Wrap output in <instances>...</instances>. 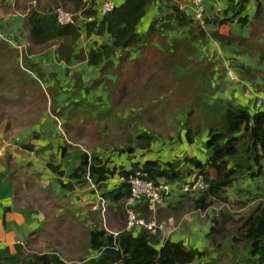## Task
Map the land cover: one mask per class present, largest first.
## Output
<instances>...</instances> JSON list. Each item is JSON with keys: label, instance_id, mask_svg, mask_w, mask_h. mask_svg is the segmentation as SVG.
Returning a JSON list of instances; mask_svg holds the SVG:
<instances>
[{"label": "trees", "instance_id": "1", "mask_svg": "<svg viewBox=\"0 0 264 264\" xmlns=\"http://www.w3.org/2000/svg\"><path fill=\"white\" fill-rule=\"evenodd\" d=\"M153 1L125 0L103 15L100 21L85 20L87 32L95 31L100 36L108 34L112 39L109 45L102 43L90 48L86 59L87 64L98 68V77L92 82L90 88L95 89L102 84L111 106L105 111L96 109L94 117L85 116V118L90 119L96 127L105 128L107 124H114V126L127 129L124 139L127 138L129 142L134 141L133 145L129 143L127 147L125 146V152L128 154L133 153L136 148L148 149L157 134L163 135V133L171 132L179 138L181 130H184L186 141L192 143L195 137L201 136L206 130L207 139L204 146L209 155L205 163L196 157L185 156L182 159L164 163L158 160H145L141 164L133 163L128 170L120 166L118 175L123 180L120 189L115 193H109L107 197L116 201L119 209L122 207L121 219L124 224L122 230L114 236L104 229H91L87 236L89 252L75 259L74 262L62 258L57 250L51 249L43 252H24L16 260L17 264H195L206 254L210 255V258H216L220 250L216 248L222 247V245H217L216 236L221 235L231 225L234 226L232 240L227 245H229L228 249L235 251L234 254L238 258L233 264H264L263 194L238 189L243 195L242 198L249 201V205L251 204L246 214L234 217L227 208L223 209L229 201L226 191L234 182L241 178L259 177L263 173L264 107L261 106L264 105V100L259 108H254L252 111L229 100L215 99L210 102L217 88L213 86L211 92V65L204 61L197 62L194 59H187L191 50L195 48L192 42L197 38L205 39L206 36L202 28L198 25L194 26L193 23L197 24L194 12L192 17H189L174 5L171 7L170 14L152 20L146 33L139 35L136 32V25L144 16L147 6ZM227 1L229 6L222 11V14L225 16L231 11L232 16L222 19L217 17L207 19L205 16L206 23L212 22L218 25L236 18L240 26L248 27V30H250L249 26L255 23L257 27L264 26L263 0H255L252 22L244 14L245 5L250 0ZM58 4L63 5L65 10L72 13L81 11L82 16L87 19L97 15V9H95L97 0H48L42 9L22 8L23 26L28 32L30 42L37 46L55 43L57 45L54 51L56 60L68 64L72 58L80 57L75 54L80 27L77 20L67 25L58 23L55 10H53L59 6ZM68 5L69 7L65 8ZM204 6L206 10L205 3ZM171 22L180 27H188L189 37L174 39L170 44L166 43L161 36L173 28ZM155 36L159 37V46L150 45ZM211 36L221 46L233 44L238 49L237 54L239 55L251 54L249 48L257 47L259 44L254 41L250 31L245 37L242 35L225 36L217 31H213ZM130 49H137L140 59L126 64ZM118 50H127V52L124 57L118 58L115 65L111 58ZM3 52L10 54L5 58ZM28 53L27 50L19 55L14 54L5 41H0V61L7 65V68L3 70L4 84L0 82V89L5 91V98L10 106L18 104L24 106L28 103L30 105L27 107L33 109V101L35 100L38 105H43L46 96L41 93L39 83L44 74L40 68L29 62ZM261 58V56L257 57L258 63L262 60ZM240 69L246 80H255L258 75H264L260 73L264 71V68L241 65ZM108 73L114 75L113 81L109 84L107 82ZM50 90L54 95L53 91L56 88H50ZM88 90L87 88L86 91ZM19 91L26 93L27 97L21 96ZM71 103L72 105L68 107L58 109V112L54 106L51 108L43 106L40 110L56 116L64 115L70 121V116L76 115L79 110L77 102L71 101ZM116 105L121 106V109L126 105V108L132 107L135 111L134 117L116 118V112L119 110L116 109ZM81 109L87 114L91 113L88 107L82 106ZM112 110L115 111V116L111 119L109 111ZM39 114L40 111H38L37 118L28 123L36 122ZM179 116L182 117L180 120ZM133 120L135 121L131 122ZM146 121L153 124V130L150 128L151 131L143 129L137 133L133 132L135 134L133 137L129 134L131 125L134 127L133 131L139 124L143 122L145 124ZM10 125L9 120L3 121L0 131H8ZM22 126H26V123H22ZM79 156L80 163L70 172L68 179L73 176L83 178L86 176L99 185L104 184L105 180L116 172L114 166H108V160L103 161L96 153L91 154L87 150L80 149ZM0 162V166L4 164L6 167L5 170L0 171V183L2 180L14 182V184L20 181L16 176V164L8 152L0 158ZM182 163H188L196 169V173L203 174L207 187L202 194L192 199L193 207L184 202L183 197L187 193H183L180 200L168 205L171 210L178 211L182 215L193 210L204 211L214 201L223 205L217 213L212 209L210 226L205 236L209 243V250L188 249L181 241L170 239L161 241V233L152 235L142 228L136 232L125 229L127 217L124 205L129 196L126 181L128 174L141 166L147 178L153 182L158 180L179 182L186 172L181 168ZM48 167L58 177L63 176L64 171L58 164L53 161L48 162ZM59 181L62 183L61 180ZM62 185L65 186L63 183ZM239 204V206H246L244 205L246 203ZM144 208L147 210V206ZM134 210L136 211L135 208ZM237 244L242 246L241 250H237Z\"/></svg>", "mask_w": 264, "mask_h": 264}, {"label": "crops", "instance_id": "2", "mask_svg": "<svg viewBox=\"0 0 264 264\" xmlns=\"http://www.w3.org/2000/svg\"><path fill=\"white\" fill-rule=\"evenodd\" d=\"M0 1L3 5H8L9 8L6 13H3V10L6 7H2V5H0V20L2 19L3 21V25L1 24L2 27L5 26L6 18L19 19L18 22H14L11 26H16V29H13L17 32L15 37L17 41L21 40L20 35L22 32L25 36L23 39L26 41L28 32L23 26V10L19 11L15 9V0ZM111 1L115 6H118L125 0ZM253 1L255 0H250L249 3L245 5L246 11L244 14L247 15L249 20L251 12L253 13V17L256 6V1L254 2L255 6ZM204 3L206 5L207 19H213L214 17L222 19L223 17L232 16L231 11H229L225 16L222 14V11L229 6L227 0H204ZM249 4H253L254 7H249ZM174 5L179 7V9L187 16L192 17L194 5L191 0H154L149 6H147L144 16L136 25V32L139 35L145 34L150 22L154 19H160L166 14H170L172 11L171 7ZM97 15L98 17H101L100 14ZM79 21H81L79 23L80 36L75 45V54L80 57L72 58L68 64L56 60L54 51L57 45L55 43L46 45L47 47L51 46V50L46 55L42 53H34L30 46L42 49L46 46H37L32 44L28 36V41L30 43H28V45L30 46L27 47L28 49H26V51H29L27 54L29 62L41 69L44 77L48 80L47 86L49 88H56V90L53 91L55 94L50 95L49 100L45 101V107L51 108L54 106L57 112L61 107L64 108L72 105L71 101L77 102L78 104L81 102L86 104L98 103L85 98L86 93L93 90L90 88V85L98 77V68L87 64V54L89 49L92 47H96L102 43L108 45L111 44L112 39L108 34L100 36L96 34L95 31L87 32L85 28L86 21L84 19ZM96 21H99V19ZM171 24L173 25V28L179 27L184 29L185 33L180 37L177 36L169 39L166 36V32L171 29L167 30L161 36L164 38L163 40L166 41V43L170 44L174 39L189 37V33L187 32L188 27H180L175 25L173 22H171ZM193 24L194 26H197V24ZM17 28H19V30ZM245 28L246 27L240 26L236 18L230 19L227 22L218 25L213 24L212 22L206 23V26L202 28L206 34L205 39L201 40L197 38L192 42V45L195 48L191 50V54L187 56V59H194L197 62L204 61L207 62L208 65H211V87L214 86L217 88L210 102L215 99L229 100L250 110L249 107H254L253 98L246 97L243 94L244 89H242V84L234 83L228 79L224 67L223 69H217V63H215V60L217 59V56H219L221 49L228 50L229 57L227 59V63L232 66L231 68L233 71L238 73L243 83L254 85L253 81H257L259 75L255 80L244 79V75L241 74L240 66L248 65L241 63L238 64L237 61H235V59H239L244 56L237 54L238 49L233 46V44L230 46H221L220 43L211 36L213 31H217V33L225 36L246 35V32H244ZM1 30L4 31L5 29ZM158 39L159 37L155 36L151 40L150 45L153 44L155 46H159L160 42ZM208 40L215 42L219 47L217 48V55H215L213 59L202 55V53H206V51H208L207 45L210 44ZM199 45L202 46L203 51H199ZM126 52L127 50H118V52L111 58V61L116 65L118 58L124 57ZM129 53L130 55L127 58L126 64L132 63L140 57L139 52L138 56H135V53L133 54L132 51ZM60 64H63V66L61 67ZM228 66L229 65H226V67ZM32 75L34 76V74ZM65 75H68V77L72 76L70 79L75 83L76 95L72 100H66L65 98L63 100L61 99V94L62 92H66V88L63 87L59 77ZM107 77L114 79V75L111 73H108ZM57 79L58 82H56ZM263 83L264 82H262V84ZM87 88L89 89L88 91H86ZM107 103L110 107L111 103H109L108 99ZM29 105L30 104L26 103L24 106L27 107ZM18 106L20 107L23 105L18 104ZM32 106L36 107L34 104H32ZM117 107L120 106L117 105ZM45 113L47 112H40L39 118L36 122H32L30 124L26 122V126H17L16 130L11 124L8 131L0 132L2 133L1 137L5 136L10 138V136H12L11 139L15 140L16 143L24 141V148H20L21 151H17L16 153L11 152V154L8 153L13 158L16 167H19L17 168V170L21 172L19 175L21 174L20 176L24 179L18 182L16 181V184L8 180H2L0 183L1 264H17L16 260L26 251V246L31 239H34L39 235H43L45 232L49 235L48 228L50 229V225H53V227L56 228L58 236H69L71 238V240L63 238V241L56 242V245L59 246L60 244H63L68 247L69 244L72 243L73 248L75 247V238L78 236V233L80 234V232H83L86 236H88V232L95 228L104 229L109 233H117L122 230L124 224L120 229L111 227L107 220L108 215L106 216L105 210L107 209L103 208L102 205L105 203L106 207L110 206V216L112 215V211H114V218L119 219L121 225V213L123 212L122 207L119 209L117 207L118 203L107 197L109 193H115L120 189V184L123 181L118 175L120 166L128 170L131 168L133 163L141 164L145 160H158L161 163H164L175 159H182L185 156L196 157L202 163H205V160L209 155V152L204 146V142L207 139V131L204 130L201 136L195 137L192 143H188L185 140L184 130H181L179 138L175 137V134L171 132L166 133V141H162L160 137H157L156 139L154 138L148 149L136 148L134 152L130 154L126 153L124 150H119L117 153L119 154L120 159H118L117 155L111 156L115 154L108 155L107 148H104L99 141L107 135L108 138H111L114 135H118L123 138L127 134V129L125 130L117 125L114 126V124H110L107 129L103 127H96L93 122L89 123L86 119H82L81 121L78 120L76 123L69 121V119L64 115H60L58 116L61 118L60 121L63 123L66 130L69 129V133H66V135L63 136L56 129L55 122L50 124L47 123L46 125L42 124ZM181 118L182 117L180 116L178 117L179 120ZM89 127H91L90 133H87ZM15 132H19L21 136L14 139L13 135ZM76 134H78L79 137H82V140L87 141L82 147L81 145L78 147H72V145L75 144L69 141L75 140ZM96 140H98L97 143L95 142ZM28 145L31 147L28 148ZM101 146L105 149L104 152H102L105 157L100 155L102 153L98 152V148ZM119 148H122V146L119 145ZM80 149L87 151L89 149L91 150L89 152L92 153V151H94L103 161L108 160V166L110 167L113 165L115 167V174L109 176L105 180L104 184L99 185L86 176L85 178L73 176L68 179L70 172L80 163ZM142 150H145V152H141ZM124 155L125 157L130 156L131 161L127 158H123ZM52 161L55 164H58L60 169L64 171L63 176L58 177L56 173H53L49 169L48 162ZM181 168L183 171H186L182 180H189L196 173V169L188 165V163H182ZM59 180H61L65 186H63ZM117 180L121 181L117 183ZM238 189L249 190L252 193H261L263 194L264 199V168L261 176L241 178L234 182L229 188L230 191L238 193V195L236 194L237 197L242 198L243 195L237 191ZM182 194L183 193L181 192L174 191L169 197H166L159 204L155 205L154 213L149 211L148 206L145 203H139L134 208L136 209L138 216L144 217L145 219L154 218L157 221H162L170 217L173 218V224L168 225L166 230L161 233V241L164 239L181 241L188 249L199 251L208 250L210 247L205 236L210 226V216H212L213 210L212 208H208L204 211L193 210L182 215L178 211H172L168 205L180 200V197L183 196ZM145 206H147V210L144 208ZM150 214H152V217L149 216ZM157 215L161 217V219H159ZM164 215H168L166 219L162 218ZM203 218L204 221L202 220ZM138 230L139 228L133 229V232ZM88 250L86 240V245L82 251L86 253ZM203 260L204 259H200L196 261L195 264L203 262Z\"/></svg>", "mask_w": 264, "mask_h": 264}, {"label": "rangeland", "instance_id": "3", "mask_svg": "<svg viewBox=\"0 0 264 264\" xmlns=\"http://www.w3.org/2000/svg\"><path fill=\"white\" fill-rule=\"evenodd\" d=\"M47 1L48 0H16L15 9L19 10V11L22 10V8H24V7H25V9H29L31 7L42 9L43 5ZM254 2L255 1H253V4H254ZM263 2H264V0H263ZM253 4L252 5L249 4L250 5L249 7H252ZM0 5H2V7H6L3 10V13H6L9 9L8 5H5V4L3 5L1 1H0ZM62 6L63 5H59L58 7L63 8L64 6L63 7ZM254 6H255V4H254ZM66 7H69V5L65 6V8ZM53 10L56 11L57 9L54 8ZM77 13H75V14H77ZM252 14L253 13L251 12V14H250L251 16H250V20H249L250 22L253 21L254 16L252 17ZM18 21H19V19L6 18L5 26L2 27L3 21H2V19L0 20V34L3 35L2 40L6 41L7 43L6 42L5 43L10 48H12L13 53H16L17 55H19L20 53L22 54V52L26 51V49H28L27 47L30 46V45H28V43H29L28 36L26 38L27 39L26 41L23 39V37H25L23 35V32L20 35L21 40L17 41V39L15 38L17 32L14 29H16V26H11V25H13L14 22H18ZM252 26H254V27H252ZM4 27H6V28H4ZM258 27H257V24L255 23V25L253 24V25L249 26L250 30H248V27H246L247 29L246 28L244 29V32H246V34H248V31L252 32L254 41L259 43L258 46L249 48V49H251V54L248 53L247 56L242 55L244 57L239 58V59H235V61H237L238 64H240V63L241 64H247L248 66H250L252 68L263 69L264 68V26L260 25ZM1 29H5L4 30L5 33ZM17 29L19 30V28H17ZM241 30H243V29H241ZM184 33H185L184 29L179 28V27H174L170 31L166 32V36L169 39H172V38H175L177 36L180 37ZM12 35H14V36H12ZM242 36L245 37V35H242ZM15 41H17V42H15ZM208 41L210 42V44L207 45L208 51H206V53H202V55L204 57H209V58L213 59L214 56L217 55V48H219V47H218V44H216L215 42L210 41V40H208ZM48 45H50V43ZM30 48L33 50L34 53H37V54L42 53L44 55H46L51 50V46H48V47L46 46L44 49L39 48V47H35V46H30ZM198 48H199V51H203V48L201 45H199ZM130 51H132L133 54L135 53V56H138V50L133 49ZM3 53H4L5 58H7L10 54L9 52H3ZM258 56L262 57L261 58L262 60H259V63H261V65H259V63H258V59H257ZM228 57H229L228 56V50H222L221 49L219 52V56H217V59L215 60V63H217L216 68L217 69H219V68L223 69V67H224V70H227V68L232 70V68H231L232 66L229 63H227ZM226 65H229V66L226 67ZM60 66L62 67L63 64H60ZM6 68H7V65L0 61V82H2L3 84H4L3 70H5ZM233 72L240 79V76L238 75V73L236 71H233ZM260 73H264V71H262ZM122 75H123V73H122ZM71 77H68V75L59 77V79L61 80V83L63 84V87L66 88V92H62V94H61L62 100L64 98L66 100L67 99L72 100L76 95L75 83L70 79ZM123 78L125 79V75H123ZM257 79H258L257 81L256 80L253 81L254 85H252V84L251 85L255 89V92H257L261 97H264V89H263L264 83L262 84V82H264V75L260 74ZM47 81L48 80L46 79V77H43L42 79H40L39 83H40V88L42 89L41 93L43 94V96L44 95L46 96V100H49V97H50V95H52V92H51L50 88L47 86ZM57 81H58V79H57ZM112 81H113L112 78H109V80H107L108 84ZM212 88H213V86L211 87V92H212ZM242 89H244V92H245L246 87L243 86ZM7 91H8V93H10L8 88H7ZM248 92H249V87L247 86V91L245 93H248ZM19 93L21 96L27 97L26 93H24L22 91H19ZM5 94H6L5 91H2L0 89V125L3 121L9 120L10 124H12V126H14L15 130L17 129V126L22 127V123H24V122L26 123V122H29L33 119H36L37 115H38V111L41 112L40 108L43 106H46V103H45L46 100H43V105H41V104L38 105L35 100L34 101L32 100L34 105L36 106L33 109H31L30 107H25V106L19 107L18 105L10 106L8 104V101L5 98L6 97ZM85 98L90 99L92 101H96L98 103L97 104H86L84 102L79 103L77 105V108L79 110L77 111L76 115L73 114L70 116V118H71L70 121H73V122L77 121V120L81 121L82 119H86L85 116L94 117V111L96 109L101 110V111H105L106 109L109 108L108 103H107L106 91L104 90V86L102 84L99 87L91 90L90 92H87ZM81 106L90 108L91 113L87 114L86 112H84L81 109L82 108ZM126 107H127V105H126ZM126 107H123L122 109H121V106L119 108L116 107L117 110L119 109L116 112L117 113L116 118L121 117V116L128 117V118L134 117V113H135L134 109L132 107H128V108H126ZM261 107H264V105H262ZM249 108L252 111L256 107L251 106ZM27 114L29 116H27ZM114 116H115V111L114 110L109 111V117H111V119H112ZM135 117H137V116H135ZM60 119H61L60 117H58L52 113L47 112V113H45V116L43 117L42 124L46 125L47 123L50 124V123H54L56 121V124H55L56 129L61 133V135L65 136L66 133H69V129L66 130L65 126L60 121ZM87 121L89 123L92 122V121L90 122V119H88ZM134 121L135 120H133L131 122H134ZM136 124H138V123H136ZM136 124H134V125H136ZM152 126H153V124H151V122L146 121L145 124H144V122L142 124H139L136 127V130L132 131V129L134 127H132V125H131L130 130H129L130 131L129 134L133 137V136H135L134 133H137L140 130L147 129V130L151 131V130H153ZM108 127H109V125L107 124V127H105V129H107ZM9 128H10V126H9ZM90 128L91 127L88 128L87 133L88 132L90 133ZM150 128H151V130H150ZM78 134H76L75 140H69L70 142L75 144V145H72V147H74V146L78 147L80 145L82 147L84 145V143L87 142L86 140L85 141L82 140V137H79ZM1 136H2V133H0V156L1 157L7 152L10 154H11V152L16 153L17 151H21L20 148H24L23 147L24 141H19L16 143L15 140L11 139L12 136H10V138L5 137V136L1 137ZM20 136H21V134H19V132H15L13 135V138L15 139L16 137H20ZM107 136H104L103 139H101L99 142L102 144V146L104 148H107L108 155L109 154L110 155L115 154V155H111V156L117 155L118 159H120V156L117 153L119 150L125 151V148L128 146L129 143L131 145L134 144V141L129 142V140L127 138L123 139L124 137L122 138L118 135H114L111 138H108ZM157 137H160L162 139V141H166V139H167L166 133H163V135L157 134L155 139ZM97 141L98 140H96L95 142L97 143ZM154 143H156V142H154ZM119 145L122 146V148H119ZM102 146L100 148H98L99 153H102L105 150ZM88 151H91V150L88 149ZM141 152H145V150H142ZM92 153H95V152L92 151ZM100 155H103V153ZM111 156H108V157H111ZM103 157H105V155H103ZM123 158H127L129 161H131L130 156L125 157V155H124ZM2 163H3V160H2ZM121 163H123V162H121ZM112 166L113 165H111L110 167H112ZM5 168H6L5 165L2 164V166H0V171L5 170ZM17 168H19V167L17 166ZM19 173H21V172L17 170L16 176L19 178V180H23L24 178L21 177L20 176L21 174L19 175ZM120 181L121 180H117V183H119ZM32 182L34 183L33 180H32ZM203 191L204 190H201V191L196 192V193H187V195L183 197L184 202L188 206L193 207V200L192 199H195L198 195L202 194ZM228 191H229V193H228ZM238 192H239V190H238ZM236 194L238 195V193L230 191L229 188L227 189L226 195H227V198L229 201H228V204L226 203L225 208H223V209L227 208L228 211L234 217H238L240 215L246 214L249 207L251 206V204L250 205L248 204L249 201H247L241 197L240 198L237 197ZM239 201H244V202H239ZM239 203H246V204H244L246 206H239L240 205ZM102 205H103V208L107 209V210H105L106 216L108 215L107 220L110 223L111 227L112 228L114 227L116 229H120L123 226V222H121V225H120L119 219L114 218V215H113L115 213L114 211H112V215L110 216V211H111L110 206L106 207L105 203ZM222 206L223 205L220 202L214 201L213 204H211L210 207H208V208H212L217 213V212H219V210ZM149 216L152 217V214H150ZM167 216L168 215H164V217H162V218L166 219ZM157 217L159 219H161V217H159L158 215H157ZM202 220L204 221V218ZM49 227H50V229L48 228L49 235H47L45 232L43 235H39V236L35 237L34 239H31L30 242L26 246L25 252H31V251L43 252V251H49L51 249H55L59 252V254L61 255L62 258L66 259L68 261L73 260L71 262H74L75 259L84 255V251H82V249L86 245L87 236L83 232H80V235H78V237L75 238V247L74 248H73L72 243H70L68 247H66L63 244H60L59 246H57L56 242H58V241L62 242L63 238L64 239L65 238L70 239V240H71V238L69 236H65V237L58 236L56 228L53 227V225H50ZM111 227H108V228H111ZM233 229H234V226L231 225L230 228L225 230L221 235L216 236L217 245H219V246L222 245L221 248H216V249H220L217 252L216 258H210V255L206 254V255L201 257V259H204L203 262H199L197 264H233V262H235L238 258L234 254L235 251H233V249L232 250L228 249L229 245H227L232 240ZM236 246H237V250L242 249V246L240 244H237ZM69 247H70V249H69ZM212 248L215 249L214 247H212ZM205 261H208V262L205 263Z\"/></svg>", "mask_w": 264, "mask_h": 264}, {"label": "built area", "instance_id": "4", "mask_svg": "<svg viewBox=\"0 0 264 264\" xmlns=\"http://www.w3.org/2000/svg\"><path fill=\"white\" fill-rule=\"evenodd\" d=\"M194 5V17L197 21V25L201 28L206 26V10L204 6V0H191ZM99 5V8H98ZM114 3L111 0H97L95 9H97V14H100L101 17L96 15L94 18H84L81 14V11H78L77 14L64 10L61 7L56 8V18L59 24L67 25L72 24L76 20L78 23L79 20H97L103 17L106 13L110 12L114 8ZM3 35L0 34V41L2 40ZM6 42V41H5ZM7 43V42H6ZM226 75L228 79L234 83L242 84L246 87L245 92L247 91V86L249 87V92L243 94L246 97H252L254 107L259 108L264 100V97H261L251 84H246L237 77V75L230 69L227 68ZM128 187H129V196L125 203V212H126V230L133 229H145L150 234L154 235L157 233H163L168 225L173 224V218H167L166 220L157 221L156 219H145L138 216L134 207L139 203H147L148 209L151 212H155V205L159 204L166 197H169L174 191L181 193H196L201 190H204L207 187V183L204 179V175L196 173L189 180H181L179 182H168L165 180H158L153 182L147 178V174L141 166H138L137 169L131 171L126 178ZM117 233H113L116 235Z\"/></svg>", "mask_w": 264, "mask_h": 264}, {"label": "clouds", "instance_id": "5", "mask_svg": "<svg viewBox=\"0 0 264 264\" xmlns=\"http://www.w3.org/2000/svg\"><path fill=\"white\" fill-rule=\"evenodd\" d=\"M196 174V173H195ZM113 234V233H112ZM115 236V235H114Z\"/></svg>", "mask_w": 264, "mask_h": 264}]
</instances>
